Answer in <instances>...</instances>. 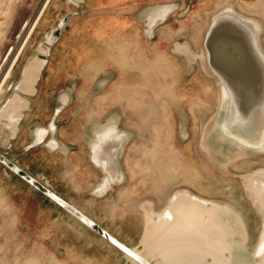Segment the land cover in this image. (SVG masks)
Wrapping results in <instances>:
<instances>
[{
	"label": "rangeland",
	"instance_id": "374dc122",
	"mask_svg": "<svg viewBox=\"0 0 264 264\" xmlns=\"http://www.w3.org/2000/svg\"><path fill=\"white\" fill-rule=\"evenodd\" d=\"M44 2L0 0V80ZM160 8L167 11L149 28ZM228 9L255 23L264 54V0H50L0 93V153L129 249L142 251L139 235L147 225L171 218L168 198L179 190L172 205L191 199L231 215L243 244L234 243L232 263L258 264L253 252L264 238V213L256 198L264 187V143L260 151L251 150L222 128L225 104L203 49L213 17ZM65 17L49 44L47 36ZM185 43L191 53L174 49ZM124 47L132 58L138 55L134 62L142 63L140 68L119 63ZM41 56L45 64L33 91H18L26 66ZM14 94L21 100L13 108ZM10 113L19 117L15 130ZM159 144L158 150L179 153L182 168L193 171L190 178L170 174L167 183L153 174L157 161L150 155ZM104 146L109 163L99 164L96 178L87 154L94 158ZM115 168L119 179L110 180ZM151 180L162 181L156 193ZM99 185L102 193L94 196ZM21 202L23 226L28 225L23 250L22 236L8 219L11 207ZM59 209L0 164V264H131ZM175 242L179 248L181 241ZM203 242L204 237L196 241L197 249ZM156 246L157 256L146 247L142 254L150 264L168 261L165 245Z\"/></svg>",
	"mask_w": 264,
	"mask_h": 264
},
{
	"label": "water",
	"instance_id": "95a60500",
	"mask_svg": "<svg viewBox=\"0 0 264 264\" xmlns=\"http://www.w3.org/2000/svg\"><path fill=\"white\" fill-rule=\"evenodd\" d=\"M68 17L63 18L58 29L50 33L52 40H48L49 44H53V39L58 37L59 28H62ZM252 26L253 24L248 19L238 13L230 12L229 9L222 11L213 17L204 37L203 49L206 66L216 78L220 90L225 91V96H221L222 102L225 104L222 128L230 135L239 138L240 143L245 147L260 151L259 145L264 143V54L256 43V32ZM0 164L62 211L112 245L131 264H150L147 255L157 256L156 244L165 245L164 250L168 251L166 238L177 242L182 239V230L176 224V220L172 221L169 218L164 221L158 219L153 223L150 222L140 240V243L149 250L147 255H143L142 253L147 251L146 248L143 247L142 251H138L120 244L102 227L74 206L54 195L46 186L18 168L1 153ZM99 188L100 185L94 196L102 193ZM197 226L199 227L198 220ZM198 227L196 232H186V236L197 241L199 239ZM187 230L189 229L187 228ZM202 238L203 225L201 226L200 239ZM162 264L171 263L164 261Z\"/></svg>",
	"mask_w": 264,
	"mask_h": 264
},
{
	"label": "bare ground",
	"instance_id": "6f19581e",
	"mask_svg": "<svg viewBox=\"0 0 264 264\" xmlns=\"http://www.w3.org/2000/svg\"><path fill=\"white\" fill-rule=\"evenodd\" d=\"M49 2H50V0H45V2L43 3L40 11L38 12L37 17L34 19L32 25L30 26V28L28 30V33L26 34L25 38L23 39V42L21 43V45L17 49V52H16L17 55H15V57L12 60L11 65H9V67L6 69L3 79L1 78V80H0V93L2 92V87H3L6 79L10 76V72H11L13 66L18 61L19 56L21 55L25 45L27 44V41L31 37L34 29L37 27V24H39L38 22L40 21V19L44 13L46 7L48 6ZM166 11L167 10L165 8H160L157 11L155 16H152V18L150 17L151 19L148 22L149 28H152V26L156 24V21L158 18H163ZM250 22L253 24V26H252L253 29L256 30L257 27H256V25H254L255 23L252 21H250ZM104 28H105V26H104ZM47 40H49V41L52 40V37L47 36ZM184 45H186V46H184ZM174 49L177 52L184 53V54L191 53L190 48H189L187 43L176 44L174 46ZM42 52L47 53L46 50H42ZM121 52H123V53L121 54L122 56L119 58V63L122 62L125 65H130V66L135 67L137 69L140 68L139 65L142 63L137 64L134 62V60H138V55L137 56L133 55L134 58H132V56H131L132 54L130 53L129 50L125 49V47H124V50ZM44 55H46V54H44ZM199 56L202 57V55H199ZM192 58H194V57H192ZM44 64H45V62H44L43 57L38 59V60H34V61L29 62V64L26 66V68L23 72V77L21 79L20 84L17 86V90L18 91H24V92H32L33 86H34V84L38 78L39 71L41 70V68L43 67ZM133 64L136 66H134ZM141 71H143V70H141ZM146 73H148V70ZM152 73H154V72H151V75H152ZM143 74H144V72H143ZM145 75H148V74H145ZM152 77H154V76H152ZM158 85H159V83H158ZM202 91H204V89ZM222 95L225 96V91L223 89L221 91V96ZM160 96H161V94H160ZM20 100L21 99L18 97V95L14 94L12 97L10 106H13V108H14V104L16 105L17 104L16 102H18ZM158 101H159V99H158ZM129 106H131V105H129ZM14 111H12V112L15 113L16 111L15 112ZM17 115L18 114L12 115L14 119L12 120L11 125L9 124L10 126H12L11 127L12 130L16 129L17 118H19ZM226 122H227V120H226ZM14 132H16V131H14ZM110 133H113V129L111 131H109V133H108V137H109L108 138V144L113 145L115 143H112L113 137H110ZM114 138L116 140H117V138L120 139L119 137H116V136ZM155 142L158 143V141H155ZM154 146L155 147L151 150V152H153V155H150V156H151V158L153 157V159L155 158V161H157L158 164L154 163L155 166H154V164L153 165L151 164V168L153 166L155 167V171L152 170V172H153V174H155V173L157 174L158 179L159 178L163 179V181L165 182L167 180V176L170 174H171V176L174 177L173 179H175V177H177L178 175L179 176L180 175L185 176L184 174H187L188 178L191 177V173L193 171L188 172L182 168L183 162L181 161L182 159L178 155L179 154L178 152L174 153L172 151L167 152L165 149H163V150L162 149H159V150L156 149L157 147L161 148L160 144L154 145ZM155 152H157V153H155ZM154 154H156V155H154ZM156 156H157V159H156ZM159 158L162 159V161L161 160L159 161ZM163 158H165V160H163ZM173 158H176L178 160V162L176 163ZM153 159H151V161ZM156 165H157V167L161 166L160 171L158 170ZM156 168H157L158 172L156 171ZM161 169L163 170L162 172H161ZM159 174H161L163 176H166V175L167 176L165 178H163V176L161 177ZM115 176H117L116 168L114 170V177H111L110 180H113L115 178ZM116 179L117 178H115L114 180H116ZM168 181L169 180H167V183H168ZM161 182H159L157 180H151V185L153 186L154 189H156V190H154L155 193L158 192L157 190H160V188L163 187V185L161 187L158 186ZM166 185L167 184H165V186ZM178 192H179V190H176L174 192L175 194L172 193L171 196L168 198L167 204H169V202H170V205L168 206L169 212H167V215H169V217H171L172 221L176 220V224H178L181 227L183 236H182V239L180 242L179 250H177V247L175 245L176 244L175 241L173 242L171 239L166 238L167 239V245L169 247L168 251L166 252V259L168 260L167 262H170L171 264H202V254H203L204 264H234L231 261V253H232V248L234 246V243L235 244H241V245H243V244L239 240V238H240L239 237L240 236L239 235V228H238L235 220L233 219V217L231 215H224V214H222L223 215L222 216L215 207H209V206L205 207V206L199 205L198 202L193 203L191 199H189L187 201L185 200L184 203H175L174 202L175 204L172 205L171 202L173 201L174 196H177L176 194ZM185 193H189V192L185 190ZM182 194H183V192H182ZM123 195H125V194H123ZM189 195L193 196L190 193H189ZM256 198L258 199V205H259L260 211L262 213H264V187L260 190V192L257 193ZM200 199L204 200L203 198H200ZM205 201L209 202L210 200H205ZM214 203H216V202L214 201ZM259 209H258V211H259ZM197 217L199 218V220ZM263 218H264V216H263ZM197 220L199 221V227L197 226ZM202 225H203L204 242H203V249L201 250V248L197 249L196 241L193 242L192 237L186 236V232H189V233L196 232L197 227H198L199 239H200L201 238V226ZM187 228L189 230H187ZM191 230H193V231H191ZM169 232H170V230L168 231V233ZM168 236H171V235H168ZM234 237H236V239L238 238L237 242L235 241ZM198 242H200V240ZM199 245H201V244H199ZM198 251H199V258H197V256H196V253ZM185 255L186 256L188 255L187 259H186ZM253 256L257 257L258 264H264V238L263 237L259 239V241L255 247V250L253 252ZM36 264H39V262L36 261Z\"/></svg>",
	"mask_w": 264,
	"mask_h": 264
},
{
	"label": "crops",
	"instance_id": "0c3cea01",
	"mask_svg": "<svg viewBox=\"0 0 264 264\" xmlns=\"http://www.w3.org/2000/svg\"><path fill=\"white\" fill-rule=\"evenodd\" d=\"M12 71V70H11ZM11 73V72H10ZM7 80V79H6ZM5 83H6V81H5ZM4 83V84H5ZM95 153H96V156H94V158H93V156L92 155H88L87 154V157L89 158V168L91 169V171H92V174L93 175H95L96 176V178H97V176L98 175H100V167H99V164L101 163V168L103 167V163H105L106 165H107V167H108V163H109V150H108V147L107 146H104V147H102L101 148V150L100 151H98L97 149H96V151H95ZM85 157H86V154H85ZM94 182H98V179H95L94 181H93V183ZM93 183H91L90 185H91V187H89V189L87 190V192L85 193L86 195L88 194V196H90V189L94 186V184ZM95 183V184H96ZM93 184V185H92ZM2 192H4L3 194H5L6 195V192H7V183H4L3 185H2V190H1ZM39 193V192H38ZM26 195H24V198H25V200L28 198V194L27 193H25ZM39 195L40 196H43L42 194H40L39 193ZM44 197V196H43ZM100 199H95V201H99ZM133 201H134V198H133ZM6 203H8V205L10 206L11 205V202L9 203L8 201H6ZM24 210H25V205H24V203L23 202H21V205H20V207L19 208H17V206H13V207H11V210H10V213H11V215L10 216H8V219H10V221H11V223L13 224L12 225V229L14 228L15 229V233L16 234H20L22 237H21V239H22V241H21V243H20V245H21V249L23 250V245L24 244H26V243H28V242H24L25 241V238H23V235H25L24 233H23V230L25 229V228H28V225H27V227L26 226H23V224H25V223H23V220H22V215H23V213H24ZM60 210V209H59ZM7 211H8V209H7ZM80 211V210H79ZM81 212V211H80ZM8 213V212H7ZM63 213H64V215L65 216H67V219H73L74 221H76L84 230H86L87 231V233L89 232L91 235H95V237L97 238V239H99V241L101 242V243H103L104 245H108V243L104 240V239H102L101 237H99L98 235H96L95 233H93L92 231H90L89 229H87L85 226H83L80 222H78L76 219H74V218H72L70 215H68L67 213H65L64 211H63ZM81 213H83V212H81ZM84 214V213H83ZM58 224V223H57ZM96 224H98V223H96ZM100 227H101V225L100 224H98ZM35 229H39L40 227H39V225H36L35 227H34ZM71 229V230H70ZM68 230L70 231V232H74V229L70 226V224H68ZM143 232H144V230L140 233V235H139V240H141V237H142V235H143ZM88 233V234H89ZM74 237V236H73ZM75 238V240H76V237H74ZM74 238H73V240H74ZM115 249V248H114ZM38 250V249H37ZM115 252V251H114ZM117 254V253H116ZM24 256H25V254H24ZM24 256H23V258H20V260H23L24 259ZM40 256L38 255V257H36V259L37 260H39L38 258H39ZM120 257H122L123 258V256L121 255Z\"/></svg>",
	"mask_w": 264,
	"mask_h": 264
}]
</instances>
